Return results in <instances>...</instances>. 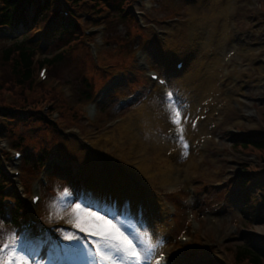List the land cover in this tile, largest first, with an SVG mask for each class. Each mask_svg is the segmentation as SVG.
Returning <instances> with one entry per match:
<instances>
[{
	"label": "rangeland",
	"instance_id": "obj_1",
	"mask_svg": "<svg viewBox=\"0 0 264 264\" xmlns=\"http://www.w3.org/2000/svg\"><path fill=\"white\" fill-rule=\"evenodd\" d=\"M206 1L208 0L198 2L197 6L199 12L203 11L211 17L209 21L217 30L211 41L220 33L224 34L221 42L223 51L221 61L217 64L218 76L215 79L220 91L217 92L216 88L209 90L207 98L200 103L202 110H199L201 107L197 108L190 118L185 119L183 125H187L189 132L199 133L198 125L201 124L203 133L194 137H191V133L188 135L187 148H182L178 161L173 163L172 157H168L174 149L163 148V144L161 146L166 138L163 113L153 97L155 85L151 84L148 75L151 72L159 75L166 73L167 61L173 54L182 55L187 49L185 21L192 15L196 0L193 3L188 0H136L134 12L141 15L133 16L137 22L142 19L141 30L133 16L121 22L109 17L111 12L107 10L108 29L101 38L96 36L94 41L98 46L96 52L100 54V67L92 64L91 70L97 74L92 75L90 72L87 83L91 92H87L88 95L92 94V101L96 99L92 114H88L90 103L82 109L81 105L78 107L77 114L84 111L85 115L83 119L75 120L74 126L63 129L68 141L62 138L52 141L48 134H32L33 131H41L34 120L28 121L24 126L16 123L10 126L9 138L5 137V133L0 134V149L11 154V142L18 140L26 145L22 148L27 153L39 152L41 146L47 145V148H51L53 157L58 156L74 167V179L80 181L77 178L80 172L84 179L91 173L100 177L104 181L103 195L115 203L118 199L115 192L119 189L115 177H129L135 169L144 172L141 169V165H144L150 174L147 183L152 195L145 209L146 214L153 217L145 228H150L156 237L165 241L162 251L165 249L169 257L193 249V255L190 251L186 254L190 264H237L234 261L237 246L242 243H248L253 248L264 245V151L250 146V141L264 135V0H218L216 8H219L218 5L224 7L226 12L220 10L224 16L216 14V10L211 12L210 3H204ZM50 2L53 7V0ZM175 18L179 19L178 22H168L176 20ZM223 20L226 21L224 33L223 30L219 31ZM118 22L121 23L116 32L115 23ZM155 29L163 30L161 34L164 39H159ZM36 32L41 34L40 38L44 36V32ZM3 38L8 37L3 35ZM49 39L50 34L47 33L40 52L46 59L55 52V49L50 50ZM157 43L159 50L154 47ZM5 44L4 41L0 43L1 46ZM83 50L81 44L69 49L62 64L49 68L46 84L37 82L34 67L33 77L22 89L17 86V80L10 73V66L0 62V109L16 108L22 98L32 99L39 93L41 97L38 106L47 105L41 92L56 89L53 84L57 74L60 75L58 79L61 84L67 81L73 84L79 73ZM214 53L215 48L211 45L200 54L202 66L186 81V87L180 88L184 89L182 95L192 96L195 93L207 68L205 62ZM41 56L38 57L39 60ZM105 65L106 71L113 70L114 75L107 76L103 70ZM196 66L197 64L192 63L191 68L195 70ZM98 73H102L105 78L104 83L99 86L96 85ZM116 78L125 79V82L113 87L111 85ZM108 86L111 87L109 90ZM105 91L107 93L102 100ZM76 92L78 93V88L74 85V96ZM99 96L101 100L97 101ZM64 101L55 102L61 113L71 102ZM121 101H127L125 107L118 106ZM144 110H150L151 114L148 113L152 118H145ZM6 125L9 126L4 122L1 124L4 129H7ZM120 125H126L124 133V127L119 129ZM75 131L80 132V135ZM32 135H37V138ZM153 136L158 141H154ZM88 141L92 145L99 142L101 148L88 152L85 150ZM242 142L246 143L245 146L241 145ZM97 154L105 160H98ZM9 164L10 160L5 162L6 168ZM242 170L246 172L243 176L240 175ZM171 173L179 177L177 182L170 180L168 175ZM35 174L29 175V193L25 194L27 199L37 182ZM24 175L27 180L28 175ZM64 178L63 175L55 184H59ZM184 179L189 181L187 186H184ZM85 185L82 180V188ZM114 196L115 198H111ZM250 198L253 201L249 206ZM58 209L56 204L51 206V210L63 218L51 221L55 223L50 225L51 228L61 227L67 216L66 211L62 214ZM160 212L163 215L165 233L154 228L156 221H159ZM249 213L252 216L249 220L251 224L246 221ZM37 214L40 221L43 219L46 226H49L47 222L50 220L41 218L39 210ZM68 227L71 228V225ZM251 235L255 239L247 241ZM180 236H185L188 240L190 237V241L183 244L178 240ZM240 264L247 263L244 261Z\"/></svg>",
	"mask_w": 264,
	"mask_h": 264
},
{
	"label": "snow or ice",
	"instance_id": "obj_2",
	"mask_svg": "<svg viewBox=\"0 0 264 264\" xmlns=\"http://www.w3.org/2000/svg\"><path fill=\"white\" fill-rule=\"evenodd\" d=\"M174 95L168 92L161 103L170 114L171 124L179 127L182 111L179 104H172ZM183 147L187 148V144ZM115 179L127 182L132 178ZM57 200L58 211L67 212L64 223L71 228L45 229L40 225L38 234L33 233L31 225L5 229L3 225L10 218L0 215V264H190L186 253L165 257V241L150 228L134 226L129 222L127 207H119L94 189L65 187ZM138 212L143 218V207ZM51 215L50 212V222Z\"/></svg>",
	"mask_w": 264,
	"mask_h": 264
},
{
	"label": "bare ground",
	"instance_id": "obj_3",
	"mask_svg": "<svg viewBox=\"0 0 264 264\" xmlns=\"http://www.w3.org/2000/svg\"><path fill=\"white\" fill-rule=\"evenodd\" d=\"M198 2H200V1H197L196 4L193 5V7H192V9H193L192 11L194 13V14H192V16L195 15L196 17L194 19L190 18L188 21H186V26H185L187 30L188 29L191 30V33L188 34L189 42H190V49H193V48H195V46H197L196 51H195V55L188 62V64H186V66H184V65L182 66L180 74H177L176 76H174L172 78H169L170 90L175 94L172 104L173 105L179 104V108L182 111V117H181L182 123H181L180 127L183 129L182 132L179 130V137L180 136L183 137L182 143L175 144L173 141H169L167 139L164 140L163 143H161V146L163 144V148H177V151L174 149L177 152V154H176V157L173 159V163L179 160V158L182 154L183 144H185V143L187 144L188 135H190V133H191L188 131L187 125H183V123H185L184 117H186V119L190 118L191 115L197 111V108L201 107L200 103H202L207 98L208 94L210 93V92H208L209 90L216 88L217 92L220 91L216 87L215 79L218 76L216 74V69L218 67L217 66L218 62L221 61V52L223 51V45L221 42L224 40V36H223L224 34L222 35L220 33L214 41H211L212 35L214 33L217 34V30L214 29L215 28L214 25L213 24L211 25V23L209 21V19H211V17L209 15H206L207 13H205V12L203 13V11L199 12L200 10L198 9V6H197V5H199V4H197ZM204 3H210V11L211 12L216 10V14H219L220 16H224V14L220 13V10L223 12H226L224 7L218 5L219 8H216V6L218 4V0H208ZM197 10H198V12H197ZM226 16H227V14H226ZM225 22H226L225 20H223L221 22V30H219L220 32H222V30H223V33H224ZM211 45L214 46L215 53H214L213 57L210 58L209 61L206 60L205 63H206L207 68H205L204 77L201 78V80L199 81V84L197 85L195 93H193L192 96H190V95L188 96L187 94L182 95L181 93L184 91V89L180 90V88L183 86L186 87V81L190 80L191 75H193L197 71H199V69H200L199 66H202V62H201L202 58H200V54L201 53L203 54L205 49H207ZM178 56L179 55L176 56L175 54H173V56L171 57V60H174V61L177 60ZM174 61H171V63H173ZM169 62H170V60H169ZM192 63L197 64L195 70L193 68H191ZM166 83H167V79H165L164 84L166 85ZM155 87H156V89H155V92L153 93V97L155 98L157 103H159V105L161 106L160 111L163 113L162 114V117L164 120L163 125H164L165 130L167 131V129H172L173 127H176V126H173L171 124L170 114L161 103V98H165L163 96V92H164L166 86L156 85ZM194 94L196 95V97ZM193 99H196V100H193ZM199 110L201 111L202 107ZM143 112H144L145 118H152V115H150L151 114L150 110H148V112L150 114L147 112V110H144ZM140 114H141V112H140ZM137 115H139V114H137ZM132 118L133 117H131V119ZM199 126H200V128H199ZM122 127H124L123 131H122L124 133V130H126L127 127H126V125H120L119 129L122 130ZM198 128H199V130H198L199 133L202 134L203 130H202L201 124L198 125ZM120 130H118V131H120ZM199 133H196V132L191 133V137H194V136H196V134H199ZM153 138H154V141H158L157 137L153 136ZM92 146L95 149L99 148L97 142L93 143ZM144 168H145L147 175H148V178H149L150 174H149L148 168L145 166H144ZM161 175H163V174H161ZM141 176L144 177L143 173L141 174ZM133 177H137L135 179L140 178V177H138V174L134 175ZM168 177L170 178V180H172V182H173V180H175V182H177L179 180L178 179L179 177L174 175V173L169 174ZM90 178L93 180L94 183L92 185H90L89 188L98 191L102 195L101 188H100V186L97 185V183H96L97 181L94 178V175L91 174ZM184 178H186L185 175H184ZM185 180H187V179H184V181ZM118 185H120V183ZM127 185H128V183L126 184V182H121V187L119 186V188L122 191H120V192L125 193V191L126 192L129 191V195L132 197L131 201L133 203H137L139 201L142 202V200L144 202L151 200L152 195H149V193H147V192L145 193V195L143 196V198L141 200V198L139 197L140 193L137 192L138 186H134V187L129 189L127 187ZM139 188L142 192L145 191L144 187L140 186ZM129 205H130V207H132V204H129ZM132 211H135V210H132ZM144 215L145 216H143V218L139 222H137L136 224H135V222H136L135 217H132L131 219H129V222L132 223L134 226H138L139 229H141V228L144 229L145 227L148 226V224H150V220H152L151 218H153L152 216H150V214L144 213ZM158 216H159V219H158L159 221H156L154 228L159 229L160 231L165 233V229H163L165 224L162 222V218H163L162 212H160V214ZM145 220L147 221V224L144 223Z\"/></svg>",
	"mask_w": 264,
	"mask_h": 264
},
{
	"label": "trees",
	"instance_id": "obj_4",
	"mask_svg": "<svg viewBox=\"0 0 264 264\" xmlns=\"http://www.w3.org/2000/svg\"><path fill=\"white\" fill-rule=\"evenodd\" d=\"M0 26L6 25L11 30H20L19 32L24 36L21 39L11 42L9 46H5L0 56V62L5 63L6 66H10V73L17 80V86L22 89L23 85L27 84V81L31 77V58L33 49L37 46L39 37L35 36L33 31L36 27L43 28L48 19H52L56 16V8L52 9L49 5V0H0ZM81 0H71L70 12L74 13V8L78 6V2ZM129 0H100L98 5L109 7L111 10L117 12L115 18L119 21H125L128 15H121L119 10L128 4ZM26 2H33V11L28 18L27 9L24 6ZM97 4V3H96ZM97 5V6H98ZM96 8V5L94 6ZM24 31H23V30ZM81 36L80 28L73 24L71 21L67 23H60L59 27L55 30L52 37L51 48L55 49L50 59H45L49 63H60L61 58L64 56V49H72L79 44V37ZM62 49V50H61ZM49 60V61H48ZM52 67V66H51ZM13 94H15L13 92ZM18 94V93H16ZM22 101L18 106H22ZM246 144L245 142L242 145ZM245 146V145H244ZM255 149L264 151V135L257 140L250 143ZM3 174L0 167V176ZM2 191L0 190V196ZM23 212V208H18ZM4 213V206L1 203L0 198V215ZM16 213V214H17ZM11 222H16L15 214L11 216ZM255 238L251 236L247 238V241H253ZM264 259V247L253 248L248 243H242L237 246L234 251V261L237 264L246 262L247 264H263Z\"/></svg>",
	"mask_w": 264,
	"mask_h": 264
}]
</instances>
